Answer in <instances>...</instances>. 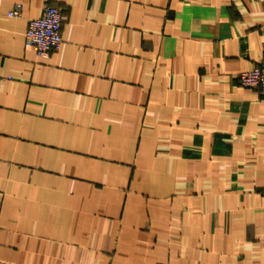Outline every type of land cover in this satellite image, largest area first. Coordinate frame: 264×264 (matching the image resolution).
Wrapping results in <instances>:
<instances>
[{"label": "crops", "instance_id": "crops-1", "mask_svg": "<svg viewBox=\"0 0 264 264\" xmlns=\"http://www.w3.org/2000/svg\"><path fill=\"white\" fill-rule=\"evenodd\" d=\"M263 62L264 0H0V264H264Z\"/></svg>", "mask_w": 264, "mask_h": 264}, {"label": "built area", "instance_id": "built-area-1", "mask_svg": "<svg viewBox=\"0 0 264 264\" xmlns=\"http://www.w3.org/2000/svg\"><path fill=\"white\" fill-rule=\"evenodd\" d=\"M9 16L20 15V6L16 5ZM63 14L59 7L45 5L40 16L28 20L25 32V45L32 48L39 57H46L63 45ZM238 84L243 88L256 90L264 97V62L238 75Z\"/></svg>", "mask_w": 264, "mask_h": 264}]
</instances>
